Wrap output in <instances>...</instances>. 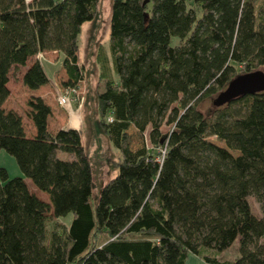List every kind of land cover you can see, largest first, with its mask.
Here are the masks:
<instances>
[{
  "label": "trees",
  "instance_id": "obj_1",
  "mask_svg": "<svg viewBox=\"0 0 264 264\" xmlns=\"http://www.w3.org/2000/svg\"><path fill=\"white\" fill-rule=\"evenodd\" d=\"M98 12V0H0V149L48 197L0 168V264H264V215L248 200L264 207V90L225 95L264 74V0H112L95 53L98 123L119 152L106 182L79 131H48L43 99L26 101L32 137L2 107L10 71L46 51L77 90L78 35ZM47 81L37 60L22 75L29 90Z\"/></svg>",
  "mask_w": 264,
  "mask_h": 264
},
{
  "label": "rangeland",
  "instance_id": "obj_2",
  "mask_svg": "<svg viewBox=\"0 0 264 264\" xmlns=\"http://www.w3.org/2000/svg\"><path fill=\"white\" fill-rule=\"evenodd\" d=\"M145 3L148 7H150L152 0H145ZM98 4L99 12L97 17L91 22L84 23L81 26L80 33L78 35V60L82 65H84V79L86 83V89L88 90L89 88V90L85 95H77L76 105L71 109V112L73 111L72 116L76 117L77 119V121L75 120V126L80 129V141L81 146L83 147L84 155L87 161L95 166V169H97L96 171H99L98 179L101 182H106L107 180L114 177L117 173L113 165V161L117 160L119 152L112 145L108 137L102 132L98 123L99 114L96 103V90H103V83L99 82L98 79V67L95 61V53L99 44H102L107 50L109 47V20L112 0H98ZM47 55V58L50 59H53L55 56L50 53ZM32 61H34V59H31L29 63H32ZM25 70L26 69L22 67L18 69H12L10 71L7 86L9 89V95L3 105V109L5 111L12 110L16 112L21 117V122L25 133L27 136H30L32 134V126L31 121L26 116L28 111L26 101L29 97H31V92L25 90L21 82V77ZM57 85L58 89L62 92L61 95H65V89H60V83ZM69 105L68 98L65 107ZM210 107V103L206 102L203 104V108H205L206 112L210 111ZM49 127L52 128V133L56 131V127L52 125V122H50ZM167 130L168 126L164 125L162 127V131L166 132ZM142 141L146 146H149L148 139H140V137H137L136 135H133L131 142L133 147H137ZM58 157L65 158V154L58 153ZM0 168H5L7 170L9 178H23L28 189L31 192H36L41 200L48 199L45 193L37 190L31 181L22 175V173L18 170L13 158L1 149ZM95 196L96 188L93 189V197ZM248 200L254 214L257 216L264 215V207L261 208V206L252 197H249ZM58 220L59 219H57V221ZM70 220V216L61 219V221L66 224H68ZM235 245L236 243L231 249H227L225 252H223V255L226 257L237 256V252H235Z\"/></svg>",
  "mask_w": 264,
  "mask_h": 264
},
{
  "label": "crops",
  "instance_id": "obj_3",
  "mask_svg": "<svg viewBox=\"0 0 264 264\" xmlns=\"http://www.w3.org/2000/svg\"><path fill=\"white\" fill-rule=\"evenodd\" d=\"M48 53L55 55L53 57V59L47 58ZM31 59H34V61L37 60L40 62V64L42 65V67L46 73L48 81L45 85L41 86L40 88H38L36 90H29L23 84L22 85L25 88V90L31 92V94H30L31 96L40 97L50 107L51 115L48 117V120H47L48 131L51 132L52 128H50L49 126H50V122H52V125L56 127L55 128L56 130L71 128V129H75V130L80 132V129H78L75 126V120L77 121V119H76V117L72 116L73 111L71 112V109L76 105L77 95H81V94L85 95L89 90V88H88V90L86 89L85 79H83V81L79 84L76 95L69 93L68 98H69V104L70 105L66 106V107H65V105L59 106L57 104V97L61 96L62 92L58 89L57 84L58 83L61 84V81L66 80V73L61 66V57L58 56V54L55 51L42 52V53H39L36 56L30 58L27 61L26 66L23 67L24 69H27V67L31 64V63H29ZM34 61H32V62H34ZM82 66L84 67V65H82ZM48 72H49V74H48ZM84 78H85V76H84ZM21 80H22V77H21ZM7 86H8V83H7ZM60 89H64V88H60ZM65 91H66V89H65ZM79 92H80V94H79ZM54 101H55V103H54ZM4 103H3V105H4ZM3 105H2V107H3ZM31 126H32V134L30 136H27V134L25 133L27 137H32L35 134V129H34L32 123H31ZM55 129H53V130H55ZM67 157L69 158L70 156L65 155V158H67ZM33 193L35 195H37L36 192H33ZM43 201L47 202L48 199L43 200ZM185 264H204V263L199 258H197L196 256H189L187 258Z\"/></svg>",
  "mask_w": 264,
  "mask_h": 264
},
{
  "label": "water",
  "instance_id": "obj_4",
  "mask_svg": "<svg viewBox=\"0 0 264 264\" xmlns=\"http://www.w3.org/2000/svg\"><path fill=\"white\" fill-rule=\"evenodd\" d=\"M264 90V74L249 73L237 78L227 89L226 96L243 95Z\"/></svg>",
  "mask_w": 264,
  "mask_h": 264
},
{
  "label": "built area",
  "instance_id": "obj_5",
  "mask_svg": "<svg viewBox=\"0 0 264 264\" xmlns=\"http://www.w3.org/2000/svg\"><path fill=\"white\" fill-rule=\"evenodd\" d=\"M69 93H71V94H73V95H76V93H77V90H75V89H69V90H67L66 89V92H65V95H61V96H58L57 97V104L59 105V106H63V105H65L66 104V102H67V100H68V95H69ZM110 120V119H109Z\"/></svg>",
  "mask_w": 264,
  "mask_h": 264
}]
</instances>
